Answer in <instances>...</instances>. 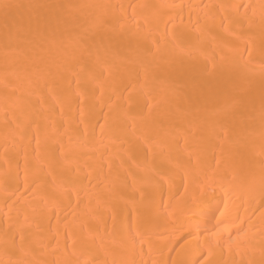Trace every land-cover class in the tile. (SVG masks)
Masks as SVG:
<instances>
[{"label": "bare ground", "instance_id": "obj_1", "mask_svg": "<svg viewBox=\"0 0 264 264\" xmlns=\"http://www.w3.org/2000/svg\"><path fill=\"white\" fill-rule=\"evenodd\" d=\"M0 264H264V0H0Z\"/></svg>", "mask_w": 264, "mask_h": 264}]
</instances>
